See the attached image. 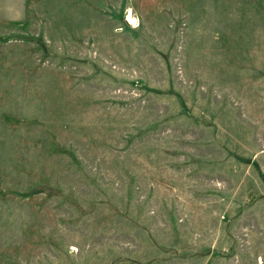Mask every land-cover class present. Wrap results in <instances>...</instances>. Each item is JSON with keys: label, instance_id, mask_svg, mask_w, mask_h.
Segmentation results:
<instances>
[{"label": "rangeland", "instance_id": "obj_1", "mask_svg": "<svg viewBox=\"0 0 264 264\" xmlns=\"http://www.w3.org/2000/svg\"><path fill=\"white\" fill-rule=\"evenodd\" d=\"M0 264H264V0H0Z\"/></svg>", "mask_w": 264, "mask_h": 264}]
</instances>
